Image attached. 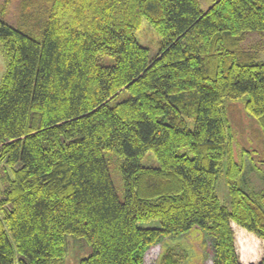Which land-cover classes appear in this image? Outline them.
<instances>
[{"label": "trees", "instance_id": "trees-1", "mask_svg": "<svg viewBox=\"0 0 264 264\" xmlns=\"http://www.w3.org/2000/svg\"><path fill=\"white\" fill-rule=\"evenodd\" d=\"M45 1L44 17L16 27L0 17V159L14 175L0 264H63L71 240L90 248L80 264H146L194 230L214 240L212 264H245L233 224L264 240V191L244 187L228 103L264 134V62L242 47L264 33V0ZM143 20L162 38L153 58ZM149 152L157 167L144 166Z\"/></svg>", "mask_w": 264, "mask_h": 264}, {"label": "rangeland", "instance_id": "rangeland-1", "mask_svg": "<svg viewBox=\"0 0 264 264\" xmlns=\"http://www.w3.org/2000/svg\"><path fill=\"white\" fill-rule=\"evenodd\" d=\"M210 4L211 0H202L204 9H207ZM45 7L49 8V4L45 0H0V17H3L16 27L27 17H44L48 11L45 10ZM141 23L140 30L137 32L138 41L150 50V56L153 58L160 50L162 38L152 24L146 20ZM242 47L245 50L259 52L260 59L264 62V33L253 31V33L248 34ZM7 65L6 55L0 45V82L5 75ZM126 97L127 94L121 95L120 101ZM228 109V118L236 136L234 145L235 159L245 165L244 187L247 191H264L263 131L258 121L247 113L241 102H229ZM145 158L144 166L157 167L159 165L157 158L152 152H149ZM108 159H110L109 167L110 171H112L117 192L121 198H124L123 181L119 170L121 161L114 155ZM8 176H14L12 168L0 159V201L9 187L6 181ZM217 189L222 200L229 202L228 188L222 176L218 182ZM233 225L236 233L238 255H240L243 263L250 264L259 261L264 255V240L237 224ZM144 226L156 227L159 225L157 221H151ZM213 246L214 240L208 234L197 230L180 237L164 238L150 253H147L146 264H212L214 256L210 251ZM89 249L85 241L71 240L68 249L69 256L63 264H80L82 257L90 253Z\"/></svg>", "mask_w": 264, "mask_h": 264}]
</instances>
